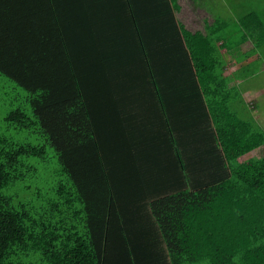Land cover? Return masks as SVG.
I'll return each instance as SVG.
<instances>
[{
    "label": "trees",
    "instance_id": "obj_1",
    "mask_svg": "<svg viewBox=\"0 0 264 264\" xmlns=\"http://www.w3.org/2000/svg\"><path fill=\"white\" fill-rule=\"evenodd\" d=\"M226 26L180 23L230 175L149 203L171 264H264V156H249L264 130L232 110L221 53L249 39L262 47L264 20L242 18L236 44ZM64 29L53 0H0V72L25 91L6 120L33 139L0 138V264H110L117 198Z\"/></svg>",
    "mask_w": 264,
    "mask_h": 264
},
{
    "label": "crops",
    "instance_id": "obj_2",
    "mask_svg": "<svg viewBox=\"0 0 264 264\" xmlns=\"http://www.w3.org/2000/svg\"><path fill=\"white\" fill-rule=\"evenodd\" d=\"M53 1L58 8L60 23L67 33L64 32L66 41L74 51V68L78 83L90 110L100 147L109 155L108 161L112 163L110 164L112 172L123 177L116 180L124 184L123 188H119L122 192L119 193L118 210L126 224L122 226L123 219L122 223L119 220L112 223L113 229L125 232L124 227H127L129 221L133 230L132 235L139 233L141 238L139 242L144 245L143 250L135 252L142 258L143 263L148 264L155 260L158 264H171L168 249L161 235L157 230L152 231L154 235L147 232V225L156 226L149 203L156 198L172 194L174 190L171 189L172 193H168L164 188H159L157 185H160L161 181L148 184L149 177L138 156L144 152H140L138 145L143 140L141 132L146 130L147 126L148 129L158 126V130L164 132L165 142L171 150L174 146L179 156L181 152L190 150L194 154L197 150L194 147L196 148L195 145L199 142L203 145L208 144L209 150L204 151L209 153V162L218 156L223 165L213 166H224L221 170L225 171V157L217 143L207 101L180 28L182 23L191 32L207 33V25H214L218 17L208 10L209 7L198 8L194 0H179L181 11L174 9L171 0ZM124 23L131 27L132 34L124 31L122 26ZM146 23L147 27L151 28L150 37L156 38L154 63L147 53ZM135 33L139 35H136L138 44L135 37H132ZM124 39L133 41L140 55L143 49L142 65L148 66L151 70L149 71L151 76H147V85L145 78L136 79L134 75L133 79L127 73L128 69L117 76L115 65L125 61L122 65L126 66L129 62V55L121 52L127 47ZM219 44H222V41ZM221 53L226 65L225 74L230 80L228 92L233 95L230 102L232 110L239 116L254 118L255 124L264 130V115L257 114L255 103L257 98L264 94V53L256 50L252 40L231 49L224 48ZM116 55H120L122 59H116ZM247 81L250 83L246 84ZM145 86L156 95L148 94L145 99L146 102L153 100L151 104L155 107V112L151 113L154 120L149 122L146 120L144 122L141 116L138 117L139 104L143 102L138 100V97ZM125 107L129 115L133 112L129 119H126ZM140 110L141 107L139 112ZM100 137L101 140L106 137L105 143L100 141ZM195 137L201 138L197 141ZM126 152L131 155L133 167L131 171H127L132 164L129 161L124 166L125 171L117 170L114 161L121 159L119 162L121 165L122 160H126ZM249 156L255 158L264 156V145L253 150ZM181 158L180 162L183 159ZM106 166L111 176L109 166ZM195 169L189 163L185 164V170L181 166V177L186 184L180 186L186 187L195 183ZM134 185H139L140 194L146 192V197L140 198L143 200L140 203L123 198L128 194L135 195V192H131ZM143 206L146 207L145 215L148 222L143 220ZM154 236L160 238L158 242ZM123 258L118 261L111 259L110 264L115 262L124 264L127 257Z\"/></svg>",
    "mask_w": 264,
    "mask_h": 264
},
{
    "label": "rangeland",
    "instance_id": "obj_3",
    "mask_svg": "<svg viewBox=\"0 0 264 264\" xmlns=\"http://www.w3.org/2000/svg\"><path fill=\"white\" fill-rule=\"evenodd\" d=\"M194 1L198 8L201 9L202 7L204 8L209 7L208 10H210L216 16V18L218 17V19H221L222 21L227 23V26L223 28L222 34L227 37H231L232 42L234 44L237 43V41L241 38L243 34L242 29L240 27L242 18H245L246 15L250 13H255V15L258 14L264 20V0H194ZM122 26L126 33L132 34L131 27L128 25V23H124ZM146 30L148 32L146 38L147 53L149 55V59L151 60V62L154 63V58H155L154 49L156 47L154 44L156 38L154 36L150 37L151 32H149V30H151V28L147 27V23H146ZM136 35L139 36L137 33H135V35H132V37H135L138 44L139 41ZM124 40L127 47L121 52H124L127 55H129V62L126 64V66L122 65L124 64L125 61H122L121 64L115 65L117 76H120L123 71L128 69L127 73L132 78L134 77V75H135L134 78L136 79H138L139 77L145 78L146 79L145 84L147 85L148 83L147 76L148 75L151 76V73L149 72L151 70L148 66L143 67L142 65V58L144 53L143 49L140 55L139 51L133 45V41H130L129 39H124ZM255 44H256V50L264 53V40H262L261 42V44H263L262 47L258 46V42H255ZM144 47H146V45ZM70 50L72 54H74L73 48ZM72 57H73V61H75L74 55H72ZM115 58L118 60L122 59L120 55H116ZM248 83H250V81L246 82V84ZM148 94L151 96H156L155 92L152 93V91L145 86L138 97V100H143V102L139 104V109L141 107V110L139 112L138 109V115H139L138 117L141 116L144 122L145 120L146 122L154 120V115L151 116V113L155 112V107L151 104V101L153 100L148 101L150 102V104L145 101ZM24 95H25L24 89L16 87L15 83H13L11 80H9V78H7L4 74L0 72V138L8 137V138H14L15 140H19V141L33 142V139L29 138V134L27 133V131L18 130L16 128L9 126L6 120V117L11 110L18 108L24 103V99H23ZM257 99L258 100L255 101L257 114L264 115V94L260 95ZM132 114L133 112L130 115ZM125 115H126V119L130 118V115L126 110V107H125ZM146 128H147L146 130L141 132V137L143 138V140L138 145L140 152H144V153L138 156L142 160L143 169L144 171H146V174L149 177V178L147 177L149 185H152V183H154L155 181H161V184L157 185L159 188L161 189L164 188L168 193H172L170 191L172 189L174 190L173 193H175L177 192L176 190L181 191V189L182 190L197 189L206 185L215 184L227 178V175L229 174V170L227 167L225 171H222L224 169V166H220V167L213 166L214 164L223 165L222 164L223 161H221L220 158H218V156L213 161L211 160V163L209 162L208 160L209 153L207 151H204L205 149L209 150L208 144L203 145L200 144L199 142L195 145L196 148L194 147V149H197L194 154L192 153V150H190L189 152H185V151L181 152L179 156V153L176 152L174 146L172 147L171 150L170 146L165 142L166 137L163 136L164 132L163 131L160 132L158 130V126H156L153 129H148V126ZM186 138L191 139L192 137H186ZM198 138L201 137H195L197 141H199ZM104 157H105V162H107V165L109 166L108 168L111 173L110 178H112L111 183L113 188L115 187L114 195L117 198L116 205L118 206V208L116 207L113 210L111 221L112 223H116L120 220L122 223V219H123V223H122L123 226V224H126V222L124 220V217L120 215L119 210H117L119 209V204H120L117 200L120 199L119 193L122 192L119 188H123L124 184H121L119 181L116 180L117 178H123V177H119L112 172L113 168L111 169L110 167V164L112 165V163L109 162L110 160L108 161L109 155L107 154L106 151L104 152ZM130 157H131L130 153H127L126 160L125 161L122 160L121 165L119 163L121 159L114 161L115 166L118 167L117 170L125 171L124 166L129 161H131ZM180 157L183 158V159L181 158L182 159L181 162L179 160ZM213 158L214 157H212V159ZM218 161L220 162L218 163ZM187 163L192 164V166L196 168L195 169L196 179L194 184H188L185 187V186H180L181 184H186L184 178L182 179L181 177L182 174L181 166H183V169L185 170V164L187 165ZM133 164L134 162H132L131 167L127 171H131ZM43 175L45 178L50 177L48 176V172L45 171L44 169H43ZM17 186L18 189L21 190L23 189L24 183L19 182ZM4 192L6 193L7 191L5 190ZM131 192L133 193L135 192V195L128 194L123 198L127 200L133 199L134 201L140 203L141 201H143L140 198L146 197V192L140 194L139 185L132 186ZM145 210L146 207L143 206V217H144L143 220L148 222L146 220ZM129 217L131 216L129 215ZM112 225L113 224H111V227ZM147 226H148L147 229L151 230V231L147 230V232L151 234H153L152 231H156L158 229L157 225L151 226L148 224ZM111 227H110L111 232L109 233L108 260L111 261V259H114L118 261L119 259L121 260L122 257L124 258L127 257V259L125 258L126 261L123 262L124 264H146L143 263L144 261L142 260V258H140L135 253L136 251H140V249L144 248V246L136 244L135 240L141 241V239L139 237V233L136 234L135 236L132 235L133 230H131L129 221L127 227H124L125 232H120L116 228L113 229ZM154 237L156 238V236ZM159 239L156 238L157 242L159 241ZM116 254H119L122 257ZM123 254L125 256H123ZM139 261L142 262L139 263ZM148 264H158V263L155 260H153ZM203 264H206V262H204Z\"/></svg>",
    "mask_w": 264,
    "mask_h": 264
}]
</instances>
